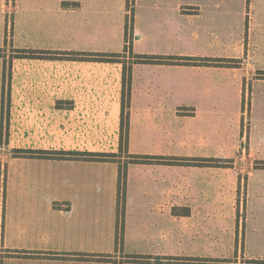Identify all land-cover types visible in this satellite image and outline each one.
I'll return each instance as SVG.
<instances>
[{
  "label": "crops",
  "instance_id": "1",
  "mask_svg": "<svg viewBox=\"0 0 264 264\" xmlns=\"http://www.w3.org/2000/svg\"><path fill=\"white\" fill-rule=\"evenodd\" d=\"M246 3L134 0L129 23L131 0H0V264H181L166 256V219L190 228L210 222L220 207H235L225 192L239 184L236 176L251 175L238 160L256 157L250 142L249 154L232 151L247 133L239 100L243 91L250 96L264 85V79L249 81L252 63L264 70V57L247 55ZM224 6L225 14L241 18L240 31L228 41L215 34L195 44L196 33L188 46V27L208 33L207 16ZM130 45L136 62L126 86ZM260 46L255 42L253 51L262 53ZM17 51L93 58H17ZM100 55L121 58L106 62ZM148 56L164 59L150 64L143 60ZM9 65L8 140L2 143ZM125 87L130 142L120 153ZM231 125L228 135L237 141L221 147L220 129ZM16 151L117 157L40 158ZM251 187L250 179L242 181L243 196ZM258 188L262 196L264 184ZM122 217L123 249L116 230Z\"/></svg>",
  "mask_w": 264,
  "mask_h": 264
},
{
  "label": "rangeland",
  "instance_id": "2",
  "mask_svg": "<svg viewBox=\"0 0 264 264\" xmlns=\"http://www.w3.org/2000/svg\"><path fill=\"white\" fill-rule=\"evenodd\" d=\"M144 4L148 0H143ZM166 0V4H168ZM194 1L202 2L205 0H186V3ZM219 4H228L231 3V0H215ZM134 0H131V6L129 7L130 18L129 23L133 19V3ZM248 16H247V31L245 29V37L249 38L251 36L252 48L247 50V55L259 54V56L264 57V0H247ZM229 5V4H228ZM191 7V6H189ZM258 7L261 8L260 12L257 10ZM139 12L144 16H148L145 9H141V6H138ZM220 11H213L212 14L208 15V23L210 25H205L203 30L206 32H201L195 30V28L188 27L187 30V42L188 46H191L189 43L194 41L193 35H201L195 44L201 43L202 41L212 40L211 36L215 34L218 37H221L223 41H228L227 36L232 31L234 33L239 32V22L241 18L236 14L227 15L224 12L226 6L221 8ZM256 11V12H255ZM219 12V13H218ZM156 14V13H155ZM205 16V15H204ZM11 17H8V26L5 28L6 42L11 41ZM146 22V18L144 19ZM251 22L256 23L260 22L257 26L250 25ZM147 24V22H146ZM245 27V22H244ZM210 29H215L216 31H209ZM243 30V29H242ZM142 37V36H141ZM250 38V39H251ZM148 39V38H147ZM261 44L259 47L260 50L263 48L262 53H256L253 51V44ZM131 45L127 48L129 54V60H124L127 76L125 77L126 86L129 83L128 79L131 77L132 70L130 68L136 62L135 55L130 51ZM191 49H189L190 51ZM197 51L196 49H193ZM134 58V59H133ZM137 58V57H136ZM150 61L147 63L153 64V57L148 56ZM139 60V59H138ZM146 60V59H143ZM228 63L229 61H223ZM238 63V61H230ZM264 63V58H263ZM228 65V64H227ZM231 65V64H230ZM262 67V64L252 63L251 75L249 76L250 84H252L256 79H264V70H261L259 67ZM264 69V67H263ZM128 77V78H127ZM126 88V93L124 96V105L126 106V98L128 99V89ZM252 94L247 95V92L242 93L241 100L239 104L244 114V129L247 130L246 140L240 141L238 148L230 149L232 151H239L243 153L244 151L247 154L250 153V147L254 152V159L251 160H238L240 163L244 164L245 169L250 168V174H241L235 177V180H239V184H235L234 189L231 190L229 187L228 193L225 192L223 198L233 200L236 199L237 203L234 208L230 207H220L218 208L219 215L213 216L210 218V222L207 224H195L191 225L190 228L181 227L178 223H173L170 219H166V256H173L178 258L181 264H264V193L261 196L258 184H264V172L257 171L259 169L264 170V85L257 87L252 90ZM234 98V96H233ZM6 102L8 100V89H6L5 94ZM238 101V98H237ZM127 108V107H126ZM232 125L229 127H222L220 129V146H226L231 143V140H235L234 136L228 135L232 132ZM125 131L123 130L124 135V147L122 149L120 143V153L127 152L130 142V124L129 119L125 122L124 126ZM234 132L236 129L234 128ZM120 140L122 138V122H121V131H120ZM222 138V139H221ZM249 140V141H247ZM235 140L234 142H236ZM237 146V145H236ZM237 160H220V163H234ZM194 162V161H193ZM221 166V165H220ZM253 172V173H252ZM245 176V177H244ZM245 178V179H243ZM250 179L251 182V191L245 192L243 196L242 192V181L246 182ZM238 190V191H237ZM239 200V201H238ZM244 200V201H243ZM181 211L180 209H176ZM167 212V211H166ZM123 215V213H122ZM166 214V218H167ZM3 214L1 215V219ZM117 246L119 248L124 247L125 234H126V219L122 217L120 221L117 222ZM3 225H0V247L3 245ZM138 259H147L149 257H136ZM127 257V258H132ZM170 262V261H169ZM178 262V261H177Z\"/></svg>",
  "mask_w": 264,
  "mask_h": 264
},
{
  "label": "trees",
  "instance_id": "3",
  "mask_svg": "<svg viewBox=\"0 0 264 264\" xmlns=\"http://www.w3.org/2000/svg\"><path fill=\"white\" fill-rule=\"evenodd\" d=\"M132 48V47H131ZM132 52V49H130ZM15 57H21V58H58V59H65V60H74V61H80V60H91L93 57L89 54H60V53H48V52H27V51H17V54ZM121 58L120 55H100L97 60L100 61H106V62H112V61H119ZM146 59V62L150 61L148 58ZM163 57H153V62L162 61ZM166 61L172 60L170 57L165 58ZM7 65V64H6ZM11 78V70L10 65L6 66L4 69V93H3V128H2V143L4 140H8V108H9V92H8V100L6 102L5 94H6V88L9 85V81ZM63 104L60 102L58 103V106H62ZM128 116L126 113L125 105L123 107L122 112V138H121V147L123 149L124 145V135L123 130L125 126V122L127 121ZM17 155H23V154H29L31 156L40 157V158H58V159H114L117 156L114 154H106V155H96V154H79V153H66V152H48V151H16ZM131 259H138L135 257H132Z\"/></svg>",
  "mask_w": 264,
  "mask_h": 264
}]
</instances>
